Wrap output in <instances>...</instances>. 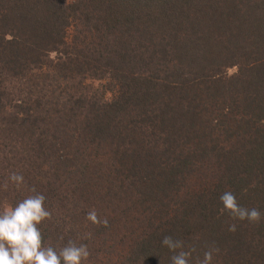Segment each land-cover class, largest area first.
<instances>
[{
  "label": "trees",
  "instance_id": "trees-1",
  "mask_svg": "<svg viewBox=\"0 0 264 264\" xmlns=\"http://www.w3.org/2000/svg\"><path fill=\"white\" fill-rule=\"evenodd\" d=\"M32 188L44 244L83 264H170L164 236L264 264V0H0V210Z\"/></svg>",
  "mask_w": 264,
  "mask_h": 264
},
{
  "label": "clouds",
  "instance_id": "clouds-1",
  "mask_svg": "<svg viewBox=\"0 0 264 264\" xmlns=\"http://www.w3.org/2000/svg\"><path fill=\"white\" fill-rule=\"evenodd\" d=\"M19 188L24 184V176L12 172L5 179L2 187L7 190L9 184ZM29 195L15 206H5L0 210V264H83L90 256L85 244H77L69 240L57 250L51 245L44 244L40 225L50 220L52 213L45 207L46 197L41 193ZM223 210L227 211L233 220L259 223L262 213L258 208H246L238 204L237 198L231 191L220 196ZM86 219L93 225L108 227L107 218L101 219L95 209L87 213ZM237 225L232 223L228 230L235 232ZM161 245L172 255L170 264H212L214 255L219 248L214 244L205 246L202 257L194 244L172 236H164Z\"/></svg>",
  "mask_w": 264,
  "mask_h": 264
},
{
  "label": "rangeland",
  "instance_id": "rangeland-1",
  "mask_svg": "<svg viewBox=\"0 0 264 264\" xmlns=\"http://www.w3.org/2000/svg\"><path fill=\"white\" fill-rule=\"evenodd\" d=\"M68 1V3H72L74 0H67ZM222 67H224V66H222ZM222 72H220V73H222V74H224V76L225 75H227V76H232V75H234L236 72H237V68H235V67H232V68H227L226 69V67H224V68H222V70H221ZM213 72V69H210L209 70V74H211ZM89 83L93 86L92 88H102L103 90H105L104 88H105V86L106 87H108L109 85H110V81H106V79L104 78V79H102V80H98V81H95V80H93V79H89ZM92 88L90 89L91 91H92ZM104 99L106 100V101H109V100H111L112 99V94L111 93H109V92H107V91H105V94H104ZM151 108H155V106H152ZM139 109H141V110H143V111H145V108H139ZM97 171H99L98 169H96ZM103 170H105V168L103 169ZM102 170V171H103ZM111 170V169H110ZM106 171V170H105ZM209 173H211V172H205V173H202V174H200V179L201 178H206L207 176H208V174ZM108 174V173H107ZM128 174H125L124 176H122L121 174L119 175V177L115 180V182H120L123 178H125L126 176H127ZM105 178V177H104ZM104 178L100 181V182H102L103 184H106V182L104 181ZM194 184H197V183H199V181L198 180H196V181H194L193 182ZM108 212V211H107ZM104 216H105V214H104Z\"/></svg>",
  "mask_w": 264,
  "mask_h": 264
}]
</instances>
